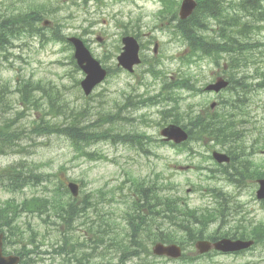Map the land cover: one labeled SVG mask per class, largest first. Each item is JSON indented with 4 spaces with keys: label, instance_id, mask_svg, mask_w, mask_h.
I'll return each mask as SVG.
<instances>
[{
    "label": "rangeland",
    "instance_id": "374dc122",
    "mask_svg": "<svg viewBox=\"0 0 264 264\" xmlns=\"http://www.w3.org/2000/svg\"><path fill=\"white\" fill-rule=\"evenodd\" d=\"M158 1L101 0L99 4L90 3L88 9L78 0H0V20L37 12L42 16L37 26L47 20L51 24L46 26L53 29L57 28L56 25L61 26L62 34L66 38L78 36L85 39L92 56L109 71L107 79L91 96L85 97L79 86L84 76L71 62L73 50L61 42L44 41L43 38L50 36L51 31L46 30L43 37L21 33L17 35L18 39L13 41L11 47L0 51V80L6 81L9 91L7 100L12 106L7 113L0 109V125L4 121L14 120L15 124L19 120L15 125L16 129L21 134L24 133L19 147L15 149L24 148L21 150L24 153L0 154V168L9 167V171L19 168L22 178L35 175L47 177L49 180L47 183L36 184L35 187L28 186L16 194L0 188V203L10 198L21 202L33 196L52 199L57 196L58 190L66 187L68 181L76 183L79 194L74 200L78 205L88 200L90 207L73 224L69 233L80 243L86 239L91 243L98 242L97 248L85 250L92 254L91 260L96 262L117 264L120 257L127 254V247L132 245L133 232L128 227L127 214L132 213L131 194L136 190L133 187L135 179L153 185V181L162 173L161 177L169 179L171 183L168 188L171 192L168 193L174 192L194 208L212 209L218 203L225 202L229 211L228 217L224 218L223 222L218 220L211 224L208 233L229 232L230 229L242 227L249 230L250 225L264 221V209L256 200L257 186L253 181L246 179L242 187H237L222 175L213 176L209 172V169L223 167L210 158L213 150L223 151L219 145L189 142L187 150L179 151L169 143L163 142L159 134L161 125L171 120L164 121L159 115L165 104L125 108L128 97L154 95L164 88V83L169 84L177 77L184 78L190 74L193 77L191 83L195 87L203 88L212 81L215 73L221 72L220 68L215 67L208 59H200L196 65L186 63V44L172 43L167 31L159 27L164 24L155 16V12L160 8ZM237 14L240 23L246 22L255 26L246 37H238L242 43L254 46V50L247 56L249 66L236 71L237 77H246L247 83L243 80L242 92H246L249 99L246 108L248 116L240 126L243 130L240 142L245 152L252 154L248 158L252 160L253 167L264 172V149H259L264 140V89H259L258 84L253 83L255 69L264 72V21L256 20L253 16L251 19L245 18L251 16L248 13ZM250 20L251 22H248ZM163 22L166 23L165 20ZM122 24H139L144 47L149 41L144 38V34L148 32L161 44L154 62L150 61L153 60V46H150L149 51L145 47L141 54L145 62L136 67L132 74L122 71L116 65V56L120 50L119 33L124 26ZM98 37L102 40L99 41ZM179 53L184 54L181 62L176 59ZM240 60L244 62L241 58ZM223 63L220 62L221 67ZM151 65L155 75L152 70L148 73ZM159 75L161 77H158ZM17 80L22 83L28 80L27 84L46 89L45 92L34 93L36 102L26 112L18 104L19 96L15 92ZM174 91L179 93L181 111L191 104L194 111L199 112L206 109L212 101L218 103L220 95L225 100L231 99L230 92L212 95L194 93L186 88ZM58 106L62 107L58 109ZM57 114L60 116L57 117ZM108 115H116L112 119L113 123H105ZM42 117L45 121L63 126L76 122L99 135L104 132L111 136L137 132L150 137L153 142L146 145L142 143L140 148H135L129 144L113 142L112 137L102 138L100 141L81 146L79 152L71 140L64 136L25 135L33 122H39ZM6 151H9V148ZM146 151L150 154H145ZM15 163L21 165L17 166ZM213 190L223 196L216 195ZM163 193L159 191V194ZM50 214L49 212V216ZM45 219L47 221H44ZM54 219V213L50 219L46 215L39 217L25 213L16 224L24 232V244H29L31 231L35 233V242L29 246L35 250L32 255L33 264H68L64 252H54L56 242L59 244L61 239L58 231L65 229V226L51 223ZM147 222L151 228L141 232L139 236L143 246L146 245L147 236L154 234L156 229V224ZM22 245L18 238L8 239L5 242V250L18 252ZM90 246L94 247L95 244ZM148 247L151 251L152 244H148ZM183 248L187 259L180 261L142 256L125 264H260L257 249L242 256L211 254L196 257L193 244L186 242ZM66 249L71 251V245H66ZM191 258L194 259L190 260Z\"/></svg>",
    "mask_w": 264,
    "mask_h": 264
},
{
    "label": "trees",
    "instance_id": "16d2710c",
    "mask_svg": "<svg viewBox=\"0 0 264 264\" xmlns=\"http://www.w3.org/2000/svg\"><path fill=\"white\" fill-rule=\"evenodd\" d=\"M220 1V2H219ZM223 0H197V7L193 15L183 22L180 26V31L188 47V54L185 57L186 63L189 65L196 64L202 57L213 58V62L219 65L220 60L224 56V62L228 67L227 78L230 81V88L228 91H235L236 98H231L230 104L223 109H219L213 113L206 111L195 112L191 104L186 106L184 111H181L179 102V93L176 90L188 89L200 92L194 84L191 83L190 74L188 76L177 77V79L166 86L160 91L159 94L150 96L148 98L139 99L135 102V105L131 106L129 98L125 103L127 107H143L150 105L165 104L161 110L160 115L163 119H172L174 123L186 122L184 128L189 132L190 140H207L215 144L222 145L229 152L232 161V170L227 172L226 168H223L221 172L230 181L240 182L245 177H264V173L253 171L247 160L240 157L239 151L236 149L235 142L242 136L235 125L234 118L237 111H243L242 105L247 99V93L243 91V80L246 82V77H237L236 71L247 68L249 65V59L247 56L251 53L253 45L244 44L240 38L246 37L247 34L254 29L253 25L248 23H240L235 12L248 13L250 17L256 19H264V15L259 16L258 13L264 11V0H238L237 5L234 7V15L230 14L231 6H224ZM263 4V5H262ZM177 6L175 0H168L166 8L163 10L173 12ZM257 13V14H256ZM207 18H213L216 20L219 29L216 36L204 35L207 28L203 22ZM42 20V16L37 12L26 13L11 17L5 20H0V51H5L6 48L11 47L14 40L18 39L19 34L28 36H43L40 26L37 23ZM35 22V23H33ZM57 30H52L49 37H44V41H54L64 43V37L59 28L61 26L56 25ZM7 37L9 38L7 40ZM42 39V40H43ZM240 58L244 61L241 62ZM198 59V60H197ZM74 65V62H72ZM229 68L232 69L229 71ZM155 75V73H154ZM254 80H257L259 89H264V72L255 69ZM26 80L22 86V95L20 96V103L24 109L28 108L31 103V95L36 91L45 92V87H33L31 84H27ZM256 84V85H257ZM241 91V93H240ZM4 101V90L0 89V104ZM36 100L33 98V104ZM8 108L7 106H5ZM62 106H58V109ZM236 111V114L233 113ZM60 114H57L59 117ZM116 116V115H115ZM115 116H106L105 123H113L112 119ZM13 121H4L0 127V143L1 146L13 148L14 137L21 135L16 128L12 125ZM32 134L37 136H49L59 135L69 138L77 151H81V146L85 144L93 143L102 138H116L119 142L131 144L140 148V144L145 136L143 134H117L116 136L109 135L108 132L95 133L90 132L87 128L80 126L76 122H70L63 126L60 124H54L45 121L42 117L39 122L35 121L31 127ZM26 132V133H28ZM137 145V146H136ZM223 147V149H224ZM83 150V148H82ZM85 155L84 152H82ZM3 170L0 175L1 180H5V188L11 192L20 191L24 187H35L36 184L47 183L49 180L47 177L41 178L32 176L19 177V172L15 170ZM158 176L153 185L143 181L135 179L133 181V187L136 189L131 194V214H127L128 227L132 230L131 236L132 245L127 247V254L121 256L119 263L125 264L135 258H141L142 256L150 257V249L148 244L155 242L161 243H177L184 245V243H193L198 239L208 238L210 240H216L217 237L229 236V233L218 234L213 233L207 235L209 225L216 220H223L225 217V206L223 203H219L217 207L213 209H197L192 208L183 199L172 194L169 188L170 180ZM163 191V194H159V191ZM57 196L54 198H48L45 196H33L28 199H24L21 202H16L13 199L4 202L3 207L0 206V231L7 230V238L11 235L16 237L20 235L23 237V232L16 226L19 215L21 213H27L29 215H46L49 219L54 213L53 224L59 226H65L64 231L59 230V237L61 238L59 244L56 242V253H65L68 264H112L111 262L93 261L91 260L92 254L85 251L86 249L97 248L98 242L91 243L89 240L78 242L73 235L69 233L72 230L73 224L86 213V210L90 207L88 200L81 205H78L74 199H71L68 195V191L65 186L62 190L56 192ZM49 212L51 213L49 216ZM160 221L159 223L154 221ZM44 221H47L46 219ZM147 221H151L156 224L154 234L147 236L146 245L143 246L142 241L139 239L141 232L150 229L147 225ZM58 222V223H57ZM166 225L168 227L166 228ZM258 227L251 231V235L258 233ZM33 235L28 245L24 246L22 250L29 254H34V248H28L35 242V233L32 230L30 235ZM220 235V236H219ZM244 235V233H241ZM91 240V238H89ZM71 245L72 250L66 249V245ZM90 244H95L91 247ZM102 244V243H101ZM61 255V254H60ZM73 259V260H72ZM186 259V256H183Z\"/></svg>",
    "mask_w": 264,
    "mask_h": 264
},
{
    "label": "water",
    "instance_id": "95a60500",
    "mask_svg": "<svg viewBox=\"0 0 264 264\" xmlns=\"http://www.w3.org/2000/svg\"><path fill=\"white\" fill-rule=\"evenodd\" d=\"M196 4L193 0H184L180 9L181 19H187L193 12ZM47 24V23H46ZM69 42L75 49L74 58L78 67L84 72L85 78L81 81L80 86L86 96L90 95L96 85L101 83L106 77V71L95 61L89 51L85 48L84 44L77 38H70ZM139 47L133 38L124 39V49L122 54L118 57V66L122 67L128 72H133V67L140 63L138 58ZM228 85L222 79H218L214 84L206 88L207 91L219 92L221 89L226 88ZM214 107V104L211 106ZM160 135L165 141H172L175 144L185 142L188 138L187 133L177 125H169L161 130ZM213 158L218 163H227L229 158L220 153H214ZM259 190L257 191V198L259 200L264 199V180L259 181ZM68 189L73 196H77L78 187L75 183H69ZM2 238L0 235V264H17L18 258L9 256L3 257L1 255L2 250ZM250 246L249 242L235 241L232 242L229 239H222L213 244V246L206 241H199L196 244V248L199 253H206L212 247L215 250L222 252L238 251ZM153 254L157 256H167L170 258H179L181 256V249L176 245L165 246L162 244H156L153 247Z\"/></svg>",
    "mask_w": 264,
    "mask_h": 264
},
{
    "label": "flooded vegetation",
    "instance_id": "af4514ba",
    "mask_svg": "<svg viewBox=\"0 0 264 264\" xmlns=\"http://www.w3.org/2000/svg\"><path fill=\"white\" fill-rule=\"evenodd\" d=\"M123 29L124 28H122V31H123ZM128 30L132 31L131 28H128ZM119 34H120L119 35L120 36V40L119 41L121 43V40H122L123 36L126 35V34H123V32H120ZM151 35H152L151 33L150 34H144V38L146 37V39L149 40V42H147V44H145V47H147L148 48L147 50L149 51V48H150L151 45L155 46L157 44L158 45V50H159L160 44L157 43L156 40H154ZM98 40L101 41L102 38L98 37ZM121 48L122 47L120 46L119 53L121 52ZM261 205L263 206V209H264V204H261ZM245 241H252L253 242V245H252V247L249 250L241 251V252H237V253H231V254L229 253V256H242V255L247 254V253H252V252H254V250L257 249L259 263L260 264H264V221H263V225H259L258 234L252 236V238H247V240H245ZM252 249H254V250L251 252ZM256 264H258V263H256Z\"/></svg>",
    "mask_w": 264,
    "mask_h": 264
},
{
    "label": "bare ground",
    "instance_id": "6f19581e",
    "mask_svg": "<svg viewBox=\"0 0 264 264\" xmlns=\"http://www.w3.org/2000/svg\"><path fill=\"white\" fill-rule=\"evenodd\" d=\"M130 103H131V106L135 105V101H131Z\"/></svg>",
    "mask_w": 264,
    "mask_h": 264
}]
</instances>
